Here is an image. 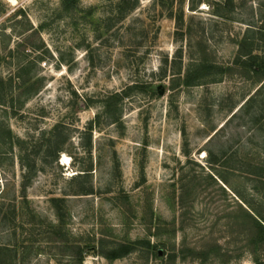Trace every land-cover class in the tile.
Returning <instances> with one entry per match:
<instances>
[{"label":"rangeland","instance_id":"rangeland-1","mask_svg":"<svg viewBox=\"0 0 264 264\" xmlns=\"http://www.w3.org/2000/svg\"><path fill=\"white\" fill-rule=\"evenodd\" d=\"M135 1L0 0V264H264V0Z\"/></svg>","mask_w":264,"mask_h":264},{"label":"trees","instance_id":"trees-1","mask_svg":"<svg viewBox=\"0 0 264 264\" xmlns=\"http://www.w3.org/2000/svg\"><path fill=\"white\" fill-rule=\"evenodd\" d=\"M130 1L131 0H120V2H125V3L130 2ZM133 1H135V0H133ZM217 6L220 9L223 8L224 10L230 11L234 7V0H224L222 3L217 4ZM134 7H135V5H134ZM189 9H190V11H194L192 0H189ZM181 23H183V18H179L178 20L176 19V24L178 26L181 25ZM242 64L244 65V67H247L249 69V71L257 78L259 83L264 81V58L263 57H260L257 55H250V56H248V60L246 62H242ZM262 86H263V84L258 89H256L245 100V102L240 107L241 109L244 106H249L250 104H252V102H254L255 97L261 91L260 89L262 88ZM252 177L254 180H256L259 183H262L264 180V178L261 179L257 175H255V176L252 175ZM262 184H264V183H262ZM253 214H254V216L249 215V217L253 220L255 227L258 229V231H257L258 236H263V234H264V218L260 217V215L254 211H253Z\"/></svg>","mask_w":264,"mask_h":264},{"label":"bare ground","instance_id":"bare-ground-1","mask_svg":"<svg viewBox=\"0 0 264 264\" xmlns=\"http://www.w3.org/2000/svg\"><path fill=\"white\" fill-rule=\"evenodd\" d=\"M66 160V159H65Z\"/></svg>","mask_w":264,"mask_h":264}]
</instances>
